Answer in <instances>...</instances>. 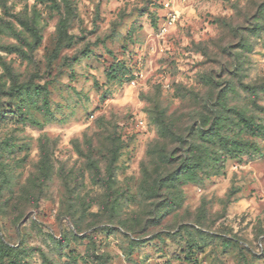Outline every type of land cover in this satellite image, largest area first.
I'll return each instance as SVG.
<instances>
[{"label": "rangeland", "instance_id": "obj_1", "mask_svg": "<svg viewBox=\"0 0 264 264\" xmlns=\"http://www.w3.org/2000/svg\"><path fill=\"white\" fill-rule=\"evenodd\" d=\"M0 264H264V0H0Z\"/></svg>", "mask_w": 264, "mask_h": 264}, {"label": "built area", "instance_id": "obj_2", "mask_svg": "<svg viewBox=\"0 0 264 264\" xmlns=\"http://www.w3.org/2000/svg\"><path fill=\"white\" fill-rule=\"evenodd\" d=\"M166 7H170L169 4H167ZM175 20H176V13L173 10V7H170V12L168 13L167 16V24L171 25L175 22Z\"/></svg>", "mask_w": 264, "mask_h": 264}, {"label": "crops", "instance_id": "obj_3", "mask_svg": "<svg viewBox=\"0 0 264 264\" xmlns=\"http://www.w3.org/2000/svg\"><path fill=\"white\" fill-rule=\"evenodd\" d=\"M248 201H251V200H249V199H245L244 202L241 203V205L247 204Z\"/></svg>", "mask_w": 264, "mask_h": 264}]
</instances>
